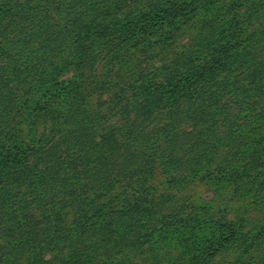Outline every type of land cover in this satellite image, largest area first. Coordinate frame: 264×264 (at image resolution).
<instances>
[{"label":"rangeland","instance_id":"374dc122","mask_svg":"<svg viewBox=\"0 0 264 264\" xmlns=\"http://www.w3.org/2000/svg\"><path fill=\"white\" fill-rule=\"evenodd\" d=\"M155 1L0 0V264H264V0Z\"/></svg>","mask_w":264,"mask_h":264},{"label":"trees","instance_id":"16d2710c","mask_svg":"<svg viewBox=\"0 0 264 264\" xmlns=\"http://www.w3.org/2000/svg\"><path fill=\"white\" fill-rule=\"evenodd\" d=\"M186 1L187 0H156L154 5L151 7V9L147 13H145V15H143V17L146 20L150 21L152 26H158V25L166 24V27H170L173 22H176L182 16H184L183 9L185 6L188 5ZM129 24H130V21L128 19H125V25H121V27H120V29L123 33H124V31H126L129 28ZM131 25H132V22H131ZM69 26H72V25H69ZM67 27H68V24H66L62 27L61 34L63 37L71 34L69 32V30L67 29ZM114 27H116V24H113L112 26H106L104 28V30H107V28L111 29ZM72 33H73L75 43H73L72 46H68L67 49L62 48V50L63 51L66 50L67 54L74 58L76 54L81 53V50L83 52V48L74 47L77 44L76 39H78V42H79V37H80V33H81L80 28L78 29L76 27V29L74 31H72ZM79 49H81V50H79ZM0 56L7 58L11 64V67L15 64L14 58L12 56H9L7 51L3 48H0ZM15 69L16 68L12 69V73L14 76L13 80L14 81L21 80V79H19L21 72L15 71ZM2 86L3 85L1 82V76H0V87H2ZM9 100L10 99H7L5 97L4 98L2 96L0 97V112L2 111L4 105L8 104ZM150 101H152L151 96L144 94V106L145 107L148 106L147 104H149ZM36 103H38V100L36 101ZM47 107H48V110H50V111L49 112L46 111L44 114H49L50 117H52V116L54 117L53 112H51V107L50 106H47ZM212 138H213V136H212ZM215 138H216V134H215ZM5 153L6 152H0V155L4 156ZM70 156H72L73 159L76 157L75 154H70ZM73 159H72V161L70 159L68 160V161L72 162L70 164H73ZM171 159L172 158H169V160L167 162H164L163 166H164L165 172L172 177L173 173L175 172V167L173 166L174 163L172 162ZM9 161L7 160V162H4L5 164L2 167L1 172L5 173L8 177L12 178L13 183H15V182L18 183L19 180H20V182L24 181L27 179L28 176H30V185H32V182H34V184H35L34 176L32 174V171L30 172L29 167L25 168V170L24 169H16L15 170L14 168H12V163H10ZM197 165L200 166L201 163L198 162ZM13 170L17 171V174L15 173L17 175L16 177L11 176L12 175L11 173ZM44 176H45L44 174H40V176H38L37 179L40 177H44ZM50 181H52V180H50ZM47 183H48L47 181H43V178H40V185L43 186L45 184L44 187L50 188L51 186H46ZM133 207H137V206H133Z\"/></svg>","mask_w":264,"mask_h":264}]
</instances>
